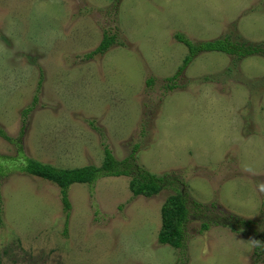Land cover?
<instances>
[{
  "label": "rangeland",
  "instance_id": "rangeland-1",
  "mask_svg": "<svg viewBox=\"0 0 264 264\" xmlns=\"http://www.w3.org/2000/svg\"><path fill=\"white\" fill-rule=\"evenodd\" d=\"M113 2L0 0V126L14 139L0 135V264H264V55L202 52L167 86L188 54L176 32L262 42L264 0ZM106 30L117 42L87 58ZM105 144L179 174L185 249L158 241L174 188L134 196L129 176L100 177L70 186L69 211L22 170L26 157L100 165Z\"/></svg>",
  "mask_w": 264,
  "mask_h": 264
},
{
  "label": "trees",
  "instance_id": "trees-1",
  "mask_svg": "<svg viewBox=\"0 0 264 264\" xmlns=\"http://www.w3.org/2000/svg\"><path fill=\"white\" fill-rule=\"evenodd\" d=\"M119 2L120 0H115V2H113L114 6H112V8H116V11L119 10V8L116 7L119 5ZM175 38L177 41L185 44L188 49V54L177 72L167 77L168 88H174L179 76L190 65L193 59L202 52H224L231 55L234 60H243L254 55H264V41L256 43L242 39H232L229 34L214 39L194 41L185 33L178 31L175 33ZM117 39V33L110 34L106 30L101 44L95 51L87 54V58L93 57L97 53H106L113 43L117 42ZM230 70L232 69L229 68L223 75H230ZM203 79L210 81L213 78L210 75H206ZM149 82H152V80H149ZM34 99L36 100L37 97ZM0 135L11 142L14 141L1 126ZM136 150L137 146L130 156L124 159H118L113 154L109 145L105 144L104 158L100 165L87 164L78 167H58L51 163L26 157L22 170L28 174L49 180L58 185L61 188L64 207L69 211L72 207L69 196L70 186L74 183L93 185L100 177L129 176V187L134 196L144 195L151 197L158 194L164 188H174L175 192L166 198L161 207L162 225L158 233V241L161 244H167L177 249H185L187 241L186 226L190 218V209L188 198L184 191L179 190L173 185L175 182L174 180L176 179L178 181L180 176L176 172H166L163 174L154 173L143 165H140L139 162H137ZM0 173H2L1 166ZM193 203H195L197 208L202 206L198 201L194 200ZM220 221L223 225L230 226L232 230L238 231V229L234 228L232 223L228 221V218L223 219L220 217ZM237 221H239L238 223L241 225L251 226L254 224L251 219L237 218ZM209 226L210 224L208 222H204L202 231L207 230ZM262 239L264 240V235L254 238L257 243L254 250L256 254L261 253L262 245L258 244V242H262Z\"/></svg>",
  "mask_w": 264,
  "mask_h": 264
}]
</instances>
